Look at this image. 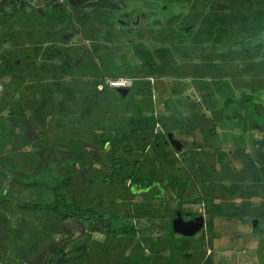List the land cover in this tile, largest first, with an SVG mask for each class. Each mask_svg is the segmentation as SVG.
<instances>
[{
    "label": "trees",
    "instance_id": "trees-1",
    "mask_svg": "<svg viewBox=\"0 0 264 264\" xmlns=\"http://www.w3.org/2000/svg\"><path fill=\"white\" fill-rule=\"evenodd\" d=\"M174 1L185 5H191L193 2L184 20L191 28L201 23L202 31L193 37L184 33H177L174 35V38L170 36L171 34L167 30L151 31L149 37L145 36L143 32H137L135 35L138 37V42L137 44H133L132 48L134 50V57L139 61V65H134V62L129 63L126 67H122V70L112 75L114 78L126 76L136 79L133 87L129 89L125 97L117 93V90H105L98 93L96 88L102 85L101 80H92L89 84H86H88L90 91H92L96 98L92 101L85 98L83 93L86 88L84 85L86 84L83 80L87 76L93 77V74H90L89 70H85L84 65L82 64L81 66L80 64L79 71L76 70L75 72V77L71 75L75 65L69 66L71 58L65 61V66H67L66 69L68 70L64 69L59 79L63 80L68 76L74 78L72 82L77 86L76 89H67L59 81H55L51 85L39 84V88L36 91L41 94V98L34 103H29L23 100V90H19L20 88L16 86V88L10 85L5 86L3 94L0 97V111L7 108L9 119L4 124H0V131L4 132L8 126L14 129L19 124L20 130L17 134L14 131H9L11 134H15L14 138L17 137L14 142L12 137L9 140L14 151L21 150L19 152L21 154L24 147L32 146V148L35 147V151L39 147L43 149V152H48V150L44 149L46 142L44 141L42 144L37 140L34 142L35 138L42 139L47 135L46 132L57 128L59 131H55V136L64 145V151L68 150L66 157L72 154L75 160H83L80 169H77L78 172L82 168H85L83 165L90 163L89 160L93 157L96 163L102 161L101 168L98 170L104 169L107 172L106 176L101 178L102 185L108 182V186L115 196H118L119 192L122 191L129 198L128 200H130L139 190L147 191L153 188L157 181H161L159 179L160 175L166 176L165 173L163 174V166H174L179 160L175 155H179L182 152L181 150L178 152L174 148L171 149L170 153L164 154L162 152L165 147L170 146L167 134L172 133L176 127L184 129V126L182 125L183 122L179 120H175L174 122V120L171 121L164 116L155 118L153 114H146L151 113L153 109L151 88L148 82L141 83L137 79H145L151 76L158 78L174 77L176 79L190 78L199 93H201L203 86L208 87L209 92L206 93L209 97L208 100H211L213 96V93L210 92L211 89L220 95H224L221 102H219V112L214 114L213 120L205 119L196 113V106L194 105L193 111L195 114L186 122L187 126L185 128L199 129L208 145L210 139L215 137L217 125L219 124L221 128L222 124L226 121L228 122L231 118L239 121L237 127H239L243 134L249 132L248 130L251 129L250 125L252 126V124V128L260 130L257 124L255 126L254 120L255 118H262L264 114L262 106L259 103V98L264 97V0ZM63 2L60 5L49 3L47 6L49 12L47 13L31 9V15H34L36 20L35 25H40L39 27H41L45 35L42 36L44 38L48 36L49 42L55 41L54 36L56 34L52 32L55 26H61L60 36L64 30L66 31L71 28L74 23L80 22L82 24L86 22L90 18V14L84 12L86 8L91 9V13L96 15L100 14L99 12L104 9H109L108 5L100 3L84 4L81 6L74 4L67 7V10H70V12H67L66 8L62 7L64 6L62 5ZM213 3H219V13H215L211 9ZM27 6L29 5L22 4L19 10L24 11V8ZM207 7L210 8L209 12L207 15H203V11ZM180 17V14L174 19L166 17L163 25L171 26L173 23L178 22ZM5 18L7 17L5 16L0 20V26L2 27V32H0V78L11 76V81L18 84L22 82L24 75L19 72L20 70L17 69L18 67L14 62V58L16 57L14 50L3 49V44L11 43V46L17 48L20 45L19 43L23 42L24 33L21 30L18 33L19 36L14 37L17 35L13 29L15 26L14 20L12 23H8ZM22 19L25 20V18ZM27 20L29 21L30 18L27 17ZM37 20L41 22L38 23ZM30 22H27L22 27L26 28V25ZM182 25L186 26L184 21ZM147 39L156 42V45L151 48L146 47L142 41H146ZM210 43L219 46V53L214 54L211 52L209 55L206 54L207 56L203 55L202 51L206 50L203 45H209ZM190 45L191 47H189ZM51 49H54V47ZM188 49H194V52H190ZM191 55L192 58H189ZM214 57H217V63L212 62V58ZM188 58L190 59L189 62L186 60ZM194 59L197 62L199 61L198 64L193 63ZM50 60L49 58L48 61ZM94 72L97 73L98 70L95 68ZM33 75L36 78V83H40L43 77L50 76L45 71L43 73L40 71L39 74ZM55 78H58V75ZM204 79H208L209 82H205ZM104 86L108 88L106 83H104ZM76 90L80 93L78 100H76L74 94ZM229 90L238 91L239 99L235 100L231 94H224ZM173 91H175V94L182 93V91ZM56 92L62 94L60 102H57L54 98ZM17 94H19V99L15 100L14 97ZM129 95L132 96V99L127 104L117 108L119 116H123V114H127L128 112L131 114L126 126V129L129 131L118 130L116 126L115 128L113 127V131L110 130L111 126L109 124H113L112 122L109 123L110 119L107 121V126H110V128L108 127L107 129L102 124L96 125L94 122L95 129L99 133L93 136H84L81 148H79L78 152H75L73 143L77 144L76 139L74 136L72 138L70 135L68 136V131L62 130L63 123L75 117L72 116L74 111L76 114V110H78L81 120L88 115L87 109H92V116H103L105 112L102 111L104 107L107 108V103L115 100H126ZM255 95H258L257 98ZM136 96L140 97V104L133 102V98ZM242 111L246 112L245 116L241 115ZM25 112L28 116L27 119L24 117ZM225 112L232 113L230 114L232 117H225ZM14 114H20V117ZM51 116H55L58 119L53 126H49L47 120V117ZM66 116L68 119L66 118L65 120ZM113 117L117 118L118 116ZM23 122L35 125L37 129L40 128L39 133L36 131L37 136L31 137L27 135L26 128L24 126L21 127V123ZM194 123H198L200 128L192 127ZM156 124H159V130L161 129L157 134L154 133ZM258 142L259 140L254 136L250 137V144L253 143L251 151L254 149V144H258ZM5 144L3 143V145ZM107 146L109 149L105 152ZM220 147L219 142V149ZM147 148H150L151 154L145 153ZM243 148L242 150L237 149L235 153L238 154L237 151H240L241 157L239 161H241L244 170H239L238 175H232L231 173L228 178V185L219 182L218 186L215 184L205 186L201 196L194 200V203L205 202V215L207 216L205 231L209 235H212L213 219L216 217L226 221L249 218L257 220L258 224L261 219H264V165L257 168L251 154L246 153ZM134 149L140 151V154L135 155L133 153ZM52 153L47 154L48 158L45 154L43 155L47 159L55 161L58 157L54 151ZM53 155L55 156L53 157ZM88 155L91 156L88 158ZM107 155L110 156L109 160H106ZM159 155H163V157L159 158ZM224 155L225 153L219 152V162L223 160ZM66 157H64L63 161L66 160ZM40 160L37 157L38 164H36V170L43 169ZM156 161H161L159 167H155ZM20 162L14 161L12 167H15V164H22L27 169L28 165H30V162L26 160L22 161V163ZM104 162L107 168H103ZM56 171L51 170L49 178L46 179L44 178L45 174L42 173L43 171L31 176L33 179L32 185L28 184L27 188H40L41 192L37 196L40 201L43 196L45 198L42 204L35 203L30 206L25 203L20 205L18 210L38 212L36 214L37 217H34L37 220H40L38 214L44 212L49 215L48 224L52 223V227H54L57 221L67 222L68 220L77 218L84 219L88 223L90 220L102 218V214L108 213L103 212L104 202H106L104 198L96 197L89 201L79 200L75 197L76 191L72 189L73 180L67 178L59 180L60 177ZM78 176H80V173ZM80 179L85 185L84 187H91L90 178L83 177V179ZM127 181H129L130 185L125 188ZM248 181H250L249 187L244 186ZM167 184L169 187L174 186L171 181H168ZM1 193L3 196L7 195V190L2 188L0 181ZM100 193H102V190ZM68 194L71 195L70 199L68 198ZM149 194L151 195V193ZM114 195L108 201L111 206L115 205ZM255 198L260 199L258 206L252 202ZM216 201L218 202L216 203ZM4 203L6 204L7 202L4 200ZM4 203L1 202V208L3 206L6 207ZM136 206L133 205V208ZM9 221L8 215L5 216L0 212V264H27V258L35 257L36 253L40 251L41 246L47 245V243L52 241L48 240L46 243L44 242L45 244H42L40 240L42 233L40 234V231L37 230L36 234L28 236L25 240L19 242L23 237L17 238V234L11 229ZM15 223L21 224L20 216H15ZM53 229L55 230V228ZM54 230L52 233L55 235L56 231ZM258 232H261L259 225L253 229V233ZM174 236L173 232H171V237ZM134 237V228L127 226L117 231L108 232L105 237V243L112 244V248H106V257L108 258L110 253L118 252L120 260L118 259L115 264H134V257L140 252L141 248V243L136 242ZM177 249L179 251L177 253L184 259L191 258V255L185 254L187 248L184 246L177 247ZM127 250L130 253L124 257L123 254ZM144 260L148 264L149 258H145ZM208 262L206 261L205 264H208Z\"/></svg>",
    "mask_w": 264,
    "mask_h": 264
},
{
    "label": "crops",
    "instance_id": "crops-1",
    "mask_svg": "<svg viewBox=\"0 0 264 264\" xmlns=\"http://www.w3.org/2000/svg\"><path fill=\"white\" fill-rule=\"evenodd\" d=\"M35 1V6H37V9L30 5L29 7L40 10L42 13L49 12L47 7L49 3H55L56 5L59 4L57 2L58 0ZM63 1L64 2L62 5L64 6L62 7H65L66 11L70 12V10H67V7L74 5L72 1L76 2L77 0ZM112 1H115L116 5H113ZM95 3L100 2H98V0H91V2L85 1L76 5L81 6L84 4ZM100 4L108 5L109 9H104L99 12L100 14L96 15L91 13V9L86 8L84 12L86 14L89 13L90 18L82 24L80 22L74 23L71 28L67 29L66 31L64 30L60 36L59 33L61 32V26H55L52 31L54 34H56L54 36V43L48 41V36L44 38L45 35L43 34L41 27H39L40 25H35L36 20L34 15H31V12L25 11L27 7L24 8V11H20L19 8L22 4H13L11 0H0L1 15L6 14L5 16L8 17L10 16L9 14H11L12 17L14 16L15 18V26L13 29L17 35L14 37L19 36L18 33H20L21 30L24 33L23 42H20V45H18L17 48L11 46V43L3 44V49L6 48L14 50V55L16 56L14 58V62L18 67L17 69L20 70L19 72L24 75V78L22 82L18 84L11 81V76L0 78V87L2 88L0 97L3 94L4 87L9 85L13 87L16 86L20 88L19 90H23V100H26V102L29 103H34L41 98V94L36 91L39 88V84L51 85L55 81H59L63 87H67V89H76L77 86L74 85V82H72L74 78L68 76L63 80L59 79L63 70L67 68V66H65V61H67L68 58H71L69 63L70 67L75 64L71 74L74 77L76 70L79 71L80 64L81 66L83 64L84 69L89 70L90 74H93V77L90 76L88 78L89 80H86V77L84 78L83 81L85 84H89V82L92 80H101L102 85L99 86V90L113 91L110 88H105L104 83H106L108 80L122 78L130 80V88H132L136 79L128 78L126 76L114 78L112 75L117 73L119 70H122V67H126L129 65V63L134 62V65H139V61L134 57V50L132 48V45L137 44L138 42V37L135 34L137 32H143L145 36L149 37V35H151V31L155 32V30L166 29H159L160 24L158 26L157 23H153L154 19H148L147 16H144L142 11L137 14L135 20L125 21L129 20V16H126V14H129L130 12H124V3L120 4L119 0H108ZM135 14L136 11L134 15ZM27 17L30 18L29 21L31 22L26 25V28H24L22 26H25V24L29 22ZM121 17L124 19H121ZM22 18H25V20ZM152 18H154L153 13ZM1 19L2 18H0V20ZM123 20L124 22H122ZM141 20H144V24L141 23ZM37 22L39 23L41 21L37 20ZM114 22L118 24L120 28L119 30H116L113 27V25H115ZM155 27L157 29H155ZM135 28H137L136 32L134 31ZM113 31L118 34L117 37ZM0 32H2L1 26ZM168 32L171 34L170 36L174 38V35L171 33V31L169 30ZM77 37L79 39L75 40ZM119 37H121L122 40H125V44H118L115 42V39L118 40ZM142 43L148 48L156 45V42L148 39L146 41H142ZM53 47L54 49H51ZM49 58L51 59L50 61H48ZM189 58H192V55ZM189 58L186 60L189 61ZM86 61H88V63H86ZM95 68L99 73L94 72ZM40 71L42 73L44 71L49 73L53 79L51 84H45L44 79H41L40 83H36V78L33 74H39ZM57 75L58 78H55ZM78 77L80 76L78 75ZM66 79L70 82H67ZM137 80L141 83L148 82L151 88L153 109L151 113H146L147 115L153 114L155 118L158 116H164L169 118L171 121L174 120V122L175 120L183 122L182 125L184 126V129H181V127H176L172 133H170L172 134L174 140L181 144L182 152L179 155H175V157H178L179 160L174 166H163V174L165 173L166 176L160 175L159 179L161 181H157L153 188L147 191L139 190L130 200H128L129 198L122 191L119 192V197L114 195L115 205H113L112 208L107 211L108 213L102 214V218H95V220H90L88 223H84L82 221L84 219H73L76 223L75 226L77 230H81V234L79 235L76 233V231H74V228H71L69 231H66V234H64L62 239L55 240L58 241L57 243L52 244V246H49L48 244L41 246L40 249L41 252H43V255H41L39 258V264H110L109 262L111 260L113 261L111 264H115L118 259L120 260L118 257V252L110 253L109 257H106L105 250L106 248H112V244L105 243V237L108 232L117 231L126 226L134 228V239L136 242L141 243L140 252L137 253L139 254L140 258H149L148 264L157 262L159 264H171L170 262L168 263L169 256L173 255L174 251L179 252L177 249L179 246H175L173 244V242L178 241L176 235L180 236L175 234L172 229V220L175 218L176 214L180 213L182 215V213H185L182 215L185 221H189V218L191 217L202 216L204 218V229L207 223L204 205L205 202L203 201L200 203H194V200L201 196L205 186L210 184H215L218 186L219 182H222L224 185H228V178L230 177L231 173L232 175H238L239 170L244 169L241 161L240 169L234 168L232 163L229 162L230 155L233 154L234 151L236 152L238 149L237 145L235 144V138H240L243 134L241 133L239 127H237L239 121L231 118L232 116L230 114L232 113L225 112L224 116L231 119L228 122H224L221 128L219 127V124L217 125L215 137L210 139L209 145L203 139L199 129L185 128V126H187L186 122L189 118H191V116H193V114H195V112L205 119L213 120L214 114L219 112V102H221V99L224 97V95H220L211 89L210 92L213 93V96L211 100H208L209 97L206 95V93L209 92L208 87L203 86L201 93H199V91H197V87L194 85V83H192L190 78L176 79L174 77L158 78L151 76L145 79L142 78ZM204 81L209 82L208 79H204ZM88 84L84 85L86 88L83 95L85 98L92 101L95 100L96 97L92 91H90ZM166 85L168 89L165 87ZM130 88H128V90ZM29 89L31 91H29ZM173 90L182 91V93L175 94V91ZM96 91L98 92V90ZM185 92L189 94L184 95ZM235 92L236 91L232 92L229 90L224 94H231V96L237 100L239 99V93L236 92L235 94ZM74 94L76 100H78L80 93L76 90ZM61 97L62 94L58 92L54 94V98L57 102L61 101ZM14 98L18 100L19 94H17ZM140 101L141 99L139 96L133 98V102H135V104H140ZM194 105L196 106L195 112L193 111ZM4 114H7V117H5ZM8 114L9 111L7 108H4L3 110L1 109L0 124L7 122V119H9ZM130 115L131 114L128 112L127 114H123V116L110 118L109 123H113V125H110V130L113 131V127L115 128L116 126L118 130L128 132L129 130L126 129V126ZM245 115L246 112H244V116ZM72 116H76L75 111ZM24 117H26V119L28 118L26 112ZM49 118L50 117H47V120ZM56 120L58 121V119ZM70 120L71 123L69 126L70 128H73L74 123L77 121V117H72ZM22 126L26 128L25 130L28 132L27 135L31 137L37 136L36 131L38 133L40 131L39 127V129H37L35 125L27 122L21 123V127ZM192 127L200 128L198 123H194ZM254 129L255 128H253V130ZM17 130L19 131L20 129ZM56 130L59 131L57 128L54 130L51 129V131L49 130L47 136L52 137V135H56ZM160 131L161 129L159 130V128L154 129L155 134ZM94 134L97 133L92 132L90 134L88 132L89 136H93ZM177 135H182V137H177ZM225 135L232 137V139H223L222 137ZM243 136H245V134H243ZM197 137L201 139H197ZM250 137L253 136H249V138ZM188 138L191 139L188 140ZM34 142H36V140ZM219 142L221 146L220 149ZM245 142H248L251 152L252 146L250 144V139L248 141L246 139ZM59 143L60 145L62 144L61 141ZM9 144V142H6L5 145L0 146L1 155L9 150ZM224 145H230L231 150L225 151L223 149ZM257 145L258 144H254L255 151H258L256 150ZM30 147L32 148V146ZM243 147L245 151L246 144ZM108 149L109 148L107 146L105 152H107ZM171 149V146L165 147L162 152L167 154L170 153ZM13 150L14 149H12L11 152H13ZM219 152L225 153L221 162H219ZM250 152L248 153L250 154ZM133 153H135V155H139L140 151L134 149ZM145 153L151 154L150 148H147ZM238 154L236 153V158L238 157ZM158 157L162 158L163 155H159ZM159 163H161V161H156L155 167H159ZM254 163L257 168H260L261 165H264L263 163L257 161H254ZM28 166L30 168H35L32 165ZM93 166H97V163ZM103 166V168H107L105 162L103 163ZM224 170L228 171L227 177H219V173L223 172ZM168 181H171L172 185L174 184V186L169 187L167 184ZM106 185L107 183H104V186ZM129 185L130 183L127 181L125 183V188ZM249 185L250 181L244 184V186L247 187H249ZM149 193H151V195ZM88 194H90V197L92 196V199L96 198L90 192ZM75 197L81 200V196L77 193H75ZM236 201L238 202L237 199ZM217 202L218 201H216V203ZM252 202L258 206L260 199L255 198L252 200ZM123 204L126 205L123 210L113 211V207ZM133 205L137 206L133 208ZM193 208L195 209L192 210ZM171 217L173 218L171 219ZM246 219H244V221ZM219 220L223 221V219H220L219 217L213 219L212 235L206 233V236L203 235L201 238L202 241L206 240L211 248L202 255L200 264H205L206 261H209L208 264H219L218 256H213V242L219 243ZM253 221L254 220H250L251 225ZM258 225L259 224L257 221V226ZM251 228L252 230L254 229L253 227ZM171 232H173L175 235L174 237H171ZM180 237L185 238L182 241L181 246L187 248L185 254L190 255L187 252L192 248V241L189 239L192 237ZM215 238L217 241L214 240ZM129 253L130 251L127 250L123 256L126 257ZM165 259H167V261H165Z\"/></svg>",
    "mask_w": 264,
    "mask_h": 264
},
{
    "label": "rangeland",
    "instance_id": "rangeland-1",
    "mask_svg": "<svg viewBox=\"0 0 264 264\" xmlns=\"http://www.w3.org/2000/svg\"><path fill=\"white\" fill-rule=\"evenodd\" d=\"M85 1L91 2V0H77L76 2L75 1H72V2L73 4H78V3H83ZM106 1L108 0H98V2L100 3L106 2ZM165 1H174V0H119V3L120 4L124 3L123 4L125 6L124 12L125 13L130 12L129 13L130 15L126 14V16H129V18H132L131 20H135L137 14L140 11H142L145 17L147 16L148 19H154L153 23L155 22L159 26L160 18H163V16L166 15V13H164V11L162 10L160 11L161 8L158 11L157 6L159 7L160 3L165 2ZM36 7L37 6H35L34 8ZM29 8L30 10L34 9V8L27 6L25 11L31 12ZM135 11H136V14L134 15ZM151 11L152 12L158 11V13L156 12L155 15H153L154 18H152ZM5 15L6 14L1 15L0 13V18H4ZM9 15L11 17L8 16L7 18H5V20H7L8 23H12V21L15 20V18L14 16L12 17L11 14ZM114 23L115 25H113V27L116 30H119L120 28L118 24H116V22ZM141 23L144 24V20H141ZM136 29L137 28L134 29L135 32L137 31ZM155 29L157 28L155 27ZM158 31L159 30H155V32H158ZM113 33L117 37L118 34L115 31H113ZM78 39H79L78 37L75 38V40H78ZM115 42H117L118 44H125L124 43L125 40H122L121 37H119L118 40L115 39ZM95 62H96V59H95ZM86 63H88V61H86ZM88 78L89 76L86 77V80H89ZM43 79H44L45 84H51L53 81L51 76H47ZM66 81L70 82L67 79ZM165 87L168 89L167 85ZM29 91L31 90L29 89ZM98 92H103V91L98 90ZM188 94L189 93H186V92L184 93V95H188ZM257 96L258 95H255L256 98ZM131 99H132V96L129 95L126 100H123V101L115 100L113 102L107 103V108L104 107L102 111V112H105L103 116H92L93 115L92 109L91 110L87 109L88 115L85 116L84 119L80 120L79 119L80 113H78V110H76L75 117H77V121L74 123L73 128H70L69 124L71 123V120H69L68 117L66 116L65 120L66 118L68 120L63 123L62 130L68 131L69 133L67 135L68 136L70 135L71 138L74 136V138L76 139L77 144L73 143V148L75 149V152H78L79 148H81L82 141L84 140L83 137L89 136L88 132L90 134L92 132L99 133V131L95 129L94 122L96 123V125L102 124L103 127H105V129H107L108 127L110 128V126H107L108 125L107 121L110 118H114L113 116H116V115L119 116V112H117L118 110L117 108L119 106H123L127 104ZM259 100H260L259 103L262 106V109L264 111V97L259 98ZM244 112L245 111L241 112V115L244 116ZM6 115L7 114H4L5 117H7ZM15 116L20 117V114L15 115ZM55 121H56V117L51 116L48 119L49 126H53L55 124ZM254 124L255 126L257 124V126L260 127V130L258 129L253 130L252 128L253 124L252 126L250 125V128L252 129L250 131L248 130L249 132L245 134L246 138L242 134L240 138H235L236 140L235 144L237 145V147H239L238 150H242V147L246 144L245 152L248 153L250 152V147L248 145V142L246 143L245 141L246 139L247 141L250 139L249 136H254V137L256 136L255 138L259 140L258 145L256 146V150L258 151H255V149H253V151H251L250 154L255 161L264 164V160H263V157H264V114L262 118H258V119L255 118ZM156 125H159V124H156ZM66 126H67V129H66ZM17 129H20L19 124H17L16 128L14 129H12L11 126H8L7 128H5L4 132L0 131V146H2L3 143H6V142L8 143L10 140V137H12L13 142H14L17 139V137L14 138L15 134L18 133ZM9 131L11 132L14 131L15 134H11V132ZM46 133L48 135L49 132H46ZM80 134L82 135L79 136ZM47 135L44 136L42 139L35 138V140L39 141L40 144H42L45 141L46 143H45L44 149L48 150V152H43V149L39 147L37 148L38 150L35 151V147L31 148L30 146H27V147H24L22 149L21 154H19L21 150H18V151L13 150V152H11V150L14 148L12 147L11 144H9L8 146L9 150L7 152H4V154L2 155L0 154V181L2 183V188L7 190V195L5 194V196H3L2 193L0 194V204L1 202L4 203V200L7 202L6 204L4 203L6 207L5 206H3L2 208L0 207V212L5 216L8 215V218L10 220L9 225L11 229H13L16 232L17 238L20 239L23 237V239L20 240L19 242H22L28 236H32L36 234L37 230H39L40 234L42 233V235H40L41 243L45 244L46 241L52 240L51 242L47 243L49 246H52V244L58 242L55 240L62 239L64 234H66V231H69L71 228H74L75 229L74 231H76V233H78L79 235L81 234V230L80 231L77 230L75 226L76 223L74 220H68L67 223L57 221L54 227H52V223L48 224V216H49L48 214H45L44 212L39 213L38 217L40 218V220H37V219H34V217H37L36 214L38 212L34 213V212L23 211L20 209L18 210V207L25 203L29 204L30 206L35 203L42 204V201L45 198V196H43L42 200L41 201L39 200L37 195H39L38 193L41 192L40 188H37V189L36 187L35 188L30 187L29 189L27 188L28 184H30V186L32 185V180H33L31 178L32 175H35L36 173L43 171L42 173L45 174L44 178L46 179V178H49L50 176L49 173L51 170L52 171L57 170L56 172L58 173L60 177L59 180H62L63 178L73 180L72 189L73 191H76L78 195L81 196L82 201H89L92 199V196L90 197V194H88V192H90L95 197L98 196V197L104 198L106 202H104L103 212L104 211L107 212L112 208L113 205L111 206V204L108 201H109V198H111V196L114 194L113 192H111L110 187L107 188L109 185L108 182L106 186L103 185L102 187L101 178H103V176L105 177L107 174V172L104 169H102L101 171L98 170L101 166L102 161H100L99 163L97 162V166H93L96 164V161L93 157L91 160H89L91 164L86 163V165H83V167L85 168H82L81 171L79 170L78 172L77 169H80L81 165L83 164V160H77V159L75 160L72 154H71L72 156L69 155L68 157H66V153H68V150L64 151L63 144H61L62 145V149H61V145L59 143L60 140H58V137L55 135L54 136L52 135V137H49ZM177 137L181 138L182 135H177ZM222 138L225 140L232 139V137L227 136V135L223 136ZM190 139L188 138V140ZM197 139H201V138L197 137ZM251 146H253V143L251 144ZM17 147L21 148L20 146H17ZM71 149H72V146H71ZM223 149L225 151L231 150V147L230 145H224ZM53 151L55 155L58 157L57 159H55V161L47 159L48 158L47 154L50 152L52 153ZM237 152L240 153V151H237ZM43 154H45L47 158L44 157ZM55 155H53V157ZM91 155H88V158ZM237 156L238 157L236 158V153L234 151L233 154H231L229 157V162L232 163L234 168L240 169L241 168V163L239 161L240 154ZM37 157L41 159L40 163L43 166L42 170H36V164H38ZM64 157H66L65 161H63ZM106 157H107L106 160H109L110 156L107 155ZM61 158L63 159L61 160ZM24 160H26L27 162L29 161L30 165H32L35 168L32 169L28 167L26 169L24 168L22 164H15V167H12V164L14 163V161H17V162L21 161L20 163H22V161ZM227 172H228L227 170L220 172L219 177H227L228 175ZM79 173H80V176H78ZM83 177L90 178L91 187H87V186L84 187L85 185L81 182V179H80V178L83 179ZM101 190H102V193H100ZM68 195L66 196H68V198L70 199L71 195L70 194ZM40 199H41V196H40ZM125 206L126 205L124 204L116 205L115 207H113V211H116V210L121 211L125 208ZM194 209L195 208H193L192 210ZM15 216H20L21 224L15 223ZM250 220L251 219L249 218H247L245 221L233 219V220H230V222L228 221L226 222L225 220L223 221L219 220V243L213 242V256L215 255L218 256L219 264H264V219L260 220L259 227H260L261 232H258V233H253ZM82 221L86 223L85 220H82ZM53 228H55V230ZM53 230L56 231L55 235L52 233ZM203 235L206 236L205 228L199 233H197L194 237L189 238L192 241L191 243L192 248L188 250L187 252L188 254L191 255L190 259L185 260L183 257L179 255V253H177V251H174L173 255L169 256L168 263L170 262L171 264H200L202 260V255L208 249L211 248L208 245L206 240L202 241L201 238L203 237ZM176 238L178 241L173 242V244L175 246L180 247L182 245V241L185 238H181L180 236H177V235H176ZM214 240L217 241L216 238ZM15 242H16V239H15ZM41 255H43V252H41V249H40V251L36 253L35 257H33L35 259L27 258L26 263L27 264H39V258L41 257ZM111 262L113 263L112 260L109 263L111 264ZM133 262L134 264H146L144 258H140L139 254H136Z\"/></svg>",
    "mask_w": 264,
    "mask_h": 264
},
{
    "label": "flooded vegetation",
    "instance_id": "flooded-vegetation-1",
    "mask_svg": "<svg viewBox=\"0 0 264 264\" xmlns=\"http://www.w3.org/2000/svg\"><path fill=\"white\" fill-rule=\"evenodd\" d=\"M112 3H113V5H116V2L115 1H112ZM192 4H193V2L191 3V5ZM191 5H185L183 3H178L176 1H165V2H161L160 5H159V7L157 6L158 11L161 8L160 11L161 10L164 11V13H166V15H164L163 18H160V27H159V29L162 28V29H166L167 31L170 30L171 33H173V35H175L177 33H182V34L184 33V34H187L188 36L190 35L191 37H193L197 33L201 32L202 31V27H201L202 25H201V23H198L193 28H191L189 26V24L187 22H185V20H184L185 16L190 11V6ZM209 9L210 8H208V7L205 8L204 11H203V15H207V13L209 12ZM211 9L213 10V12L219 13V3L218 4L217 3H213V6L211 7ZM158 11H153L152 12L153 15H155L156 12L158 13ZM179 14L181 15V17L179 18V21L178 22L173 23L171 26H165V25H163L165 23L166 17L167 18L169 17L171 19H174ZM116 15H119V14H116ZM121 19H124V18L121 17ZM128 19L129 20H125V21H130L131 20V18H128ZM183 21H184V24H186V26H183L182 25L183 24ZM122 22H124V20ZM189 47H191V45ZM203 47L206 48L205 51H202V54L203 55H206V54L209 55L211 52H213L214 54L219 53V46H216L214 44H211V43L209 45H205L204 44ZM188 50L190 52H194V49L193 50L188 49ZM216 58L215 57L212 58V62L213 63H217L218 62ZM198 62L196 60H195V62L193 61L194 64H198ZM97 90H99V87L97 88ZM232 92H234V91H232ZM236 92L239 93L238 91H236ZM184 214L185 213H182V215H184ZM194 218L195 217H191V218H189V220H192Z\"/></svg>",
    "mask_w": 264,
    "mask_h": 264
},
{
    "label": "water",
    "instance_id": "water-1",
    "mask_svg": "<svg viewBox=\"0 0 264 264\" xmlns=\"http://www.w3.org/2000/svg\"><path fill=\"white\" fill-rule=\"evenodd\" d=\"M128 89H118L122 97H125L128 94ZM168 142L172 148L177 151L181 150V144L174 140L172 134H167ZM257 226V221L252 222V227L255 229ZM204 227V218L202 216L195 217L192 220L185 221L180 213H177L175 218L172 220V229L175 234H178L183 237H193L198 232H200Z\"/></svg>",
    "mask_w": 264,
    "mask_h": 264
},
{
    "label": "built area",
    "instance_id": "built-area-1",
    "mask_svg": "<svg viewBox=\"0 0 264 264\" xmlns=\"http://www.w3.org/2000/svg\"><path fill=\"white\" fill-rule=\"evenodd\" d=\"M15 4H28L32 7H35V0H11ZM59 4L63 2V0L57 1ZM108 88L112 90H118V89H128L131 87V81L127 79H116V80H108L106 82ZM2 91V88L0 87V92ZM103 91V90H102ZM156 128L158 129V125H156Z\"/></svg>",
    "mask_w": 264,
    "mask_h": 264
}]
</instances>
